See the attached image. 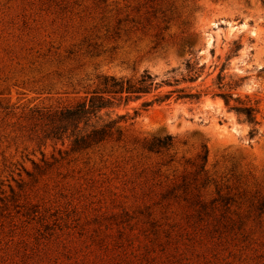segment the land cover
Segmentation results:
<instances>
[{
  "label": "rangeland",
  "instance_id": "obj_1",
  "mask_svg": "<svg viewBox=\"0 0 264 264\" xmlns=\"http://www.w3.org/2000/svg\"><path fill=\"white\" fill-rule=\"evenodd\" d=\"M144 70L160 86L114 108L122 140L63 152L46 137L41 113L95 74ZM220 91L256 104L255 134ZM166 134L168 150L143 147ZM202 144V198L232 203L199 220L167 193ZM0 264H264V1L0 0Z\"/></svg>",
  "mask_w": 264,
  "mask_h": 264
},
{
  "label": "trees",
  "instance_id": "obj_2",
  "mask_svg": "<svg viewBox=\"0 0 264 264\" xmlns=\"http://www.w3.org/2000/svg\"><path fill=\"white\" fill-rule=\"evenodd\" d=\"M264 1V0H262ZM119 23V21H118ZM109 28V27H107ZM113 28V30H115ZM235 47L231 52H235L240 44L234 42ZM222 71V70H221ZM194 76L190 77L193 80ZM224 76L221 72L217 76V86L219 89L230 87L229 82L224 83ZM89 82L82 85L86 94L85 97L78 100L74 104L48 108L41 113L46 124V137L61 140L64 144L66 139L69 142V149L63 152L80 151L98 146L108 141L119 142L124 136V125L128 114L114 113V108L126 105L130 101L139 99L143 94L151 92L157 88L159 83L154 81V76L147 70H144L137 78L116 77L111 74H95L93 78L88 79ZM85 83V82H84ZM178 92L177 98L198 99L197 92L186 91L184 88L174 90ZM119 95L115 97V95ZM225 105L233 110L239 119L251 126L249 135L256 133L257 124L256 114L258 108L256 104H251L240 100L238 97L233 98L229 92L220 91L217 93ZM168 95L157 96L152 100L143 101L141 108H147L154 102L164 101ZM231 100L235 104H231ZM138 109L134 110V115L138 114ZM174 136L166 134L161 137H153L143 143V147L149 152H161L168 150L173 145ZM58 152H62L59 150ZM195 171L191 176H184L179 184L173 186L168 195L182 199L189 203V206L195 211L197 218L201 220L203 215L209 209H217L218 205L228 209L232 203L229 193L222 194L216 191L217 196L205 201L200 194V189L213 181L207 170L205 169L207 162V146L201 145V152L196 156ZM181 190V192H178Z\"/></svg>",
  "mask_w": 264,
  "mask_h": 264
}]
</instances>
